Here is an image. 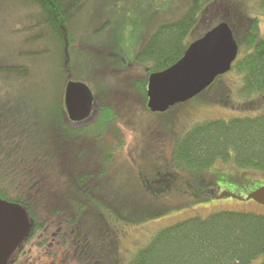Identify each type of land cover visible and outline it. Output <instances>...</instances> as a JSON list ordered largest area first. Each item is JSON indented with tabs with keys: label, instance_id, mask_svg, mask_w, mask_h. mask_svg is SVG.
<instances>
[{
	"label": "trees",
	"instance_id": "trees-1",
	"mask_svg": "<svg viewBox=\"0 0 264 264\" xmlns=\"http://www.w3.org/2000/svg\"><path fill=\"white\" fill-rule=\"evenodd\" d=\"M32 1L42 9L48 26L68 38L69 24L86 0ZM190 4L179 19L159 25L145 40L134 58L133 64L139 66L136 76L126 74L116 91L98 92L89 117L71 121L62 97L53 100L49 137L55 180L48 183L47 175L41 174L28 181H0V198L20 205L29 220L27 234L8 264L120 263L122 246L117 237L122 228L116 222L130 217L109 200L119 183L110 175L121 168L126 137H135L137 131L161 152L149 162L135 163L133 177L129 174L125 179L126 189L132 185L157 206L163 203L172 210L185 192L209 182V168L217 161L264 176V34L259 32V19L243 11L241 2L193 0ZM257 8L264 14V0H258ZM220 22L232 30L237 56L225 75L196 96L241 114L201 120L170 144V133L162 127L136 120L143 117L137 110L162 114L146 107L148 76L172 66L188 45ZM0 68L28 74L23 66ZM231 74L238 78L233 90L223 81ZM166 147L176 170L163 162ZM158 165L163 170L153 172ZM150 237L129 253L126 264H252L264 256V214L221 210L177 221Z\"/></svg>",
	"mask_w": 264,
	"mask_h": 264
},
{
	"label": "rangeland",
	"instance_id": "rangeland-1",
	"mask_svg": "<svg viewBox=\"0 0 264 264\" xmlns=\"http://www.w3.org/2000/svg\"><path fill=\"white\" fill-rule=\"evenodd\" d=\"M231 1L241 2L243 11L257 17L259 32L264 34V14L257 11L258 0ZM192 2L86 0L69 24L68 38H63L44 21V13L34 1L0 0V67L15 65L28 70V74L19 76L0 68V181H28L41 174L47 175L48 183L54 181L55 156L49 137L53 100L62 97L68 82L87 85L95 99L100 91L122 87L126 74L132 77L138 74L139 66L133 62L145 40L159 25L179 19ZM203 26L204 23L188 37L197 34ZM223 81L232 90L238 84L234 74ZM201 97L196 96L167 113L137 110L143 117L136 120L162 127L170 133L171 144L201 120L229 119L241 114ZM135 107L138 109L137 104ZM142 134L137 131L135 137L133 134L126 137L121 168L114 169L110 175L119 183L117 192L110 191L109 200L119 207L116 210L130 217L127 222H116L122 228L117 237L122 246L119 264H126L129 253L144 246L157 230L185 218L207 217L221 210L264 214L263 205L247 199L249 193L264 186V176L239 169L231 162L217 161L212 165L209 182L194 192H185L172 210L163 203L157 206L151 199L145 200L144 193L135 192L132 185L126 189L125 179L129 174L133 177L135 163L149 162L161 152V147L145 143ZM169 151L166 147L163 162L176 170ZM157 170L162 171L163 167L152 169ZM252 264H264V256Z\"/></svg>",
	"mask_w": 264,
	"mask_h": 264
},
{
	"label": "water",
	"instance_id": "water-1",
	"mask_svg": "<svg viewBox=\"0 0 264 264\" xmlns=\"http://www.w3.org/2000/svg\"><path fill=\"white\" fill-rule=\"evenodd\" d=\"M238 46L229 25L220 22L188 45L182 57L166 69L151 73L146 84V107L163 113L176 104L185 103L207 88L219 75H225L237 56ZM91 90L83 83L68 82L64 106L71 121L90 115ZM264 206V186L248 194ZM26 211L18 204L0 198V264H8L11 255L27 234Z\"/></svg>",
	"mask_w": 264,
	"mask_h": 264
},
{
	"label": "flooded vegetation",
	"instance_id": "flooded-vegetation-1",
	"mask_svg": "<svg viewBox=\"0 0 264 264\" xmlns=\"http://www.w3.org/2000/svg\"><path fill=\"white\" fill-rule=\"evenodd\" d=\"M62 94H63V93H62ZM62 99H63V103H64V94L62 95ZM93 102H94V98H93ZM64 108H65V106H64ZM92 109H93V106H92ZM92 109H91V112H92ZM65 112H66V109H65ZM91 112H90V113H91ZM66 114H67V112H66ZM67 116H68V115H67ZM89 116H90V115H89ZM89 116H88V117H89ZM85 119H86V118H85ZM83 120H84V119H83ZM80 121H82V120H80Z\"/></svg>",
	"mask_w": 264,
	"mask_h": 264
}]
</instances>
